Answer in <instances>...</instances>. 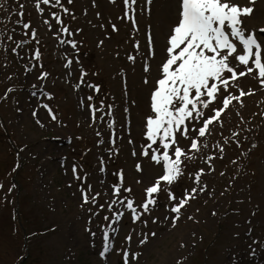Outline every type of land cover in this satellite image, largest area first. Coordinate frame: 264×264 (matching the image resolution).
Returning <instances> with one entry per match:
<instances>
[{"label": "rangeland", "instance_id": "obj_1", "mask_svg": "<svg viewBox=\"0 0 264 264\" xmlns=\"http://www.w3.org/2000/svg\"><path fill=\"white\" fill-rule=\"evenodd\" d=\"M0 3L9 10L23 4L20 18L37 32L33 39L28 30L15 24L17 17L11 11L7 19L0 11V20H4L0 24V97L8 87L16 89L0 100V264H118L121 255L117 249L138 253L139 264H232L233 258L236 264H264V87L245 76L240 78L239 87L232 89L234 95L241 88L250 94L232 102L224 115L223 130L207 138L208 148L188 164L185 175L173 186V192L182 195L195 186V172L205 168L201 185H206V192L189 200L175 226L171 221L174 214L163 208L168 201L162 194L161 207L152 213L157 223L145 216L147 226L139 221L133 224L126 214L114 249L104 260L98 254L102 248L98 226L107 224L104 216L111 218V214L105 207L89 223L88 208L98 209L91 204L81 207L80 187L86 189L91 184L93 193H101L99 204L106 205L112 198L111 186L120 182L114 173L123 170L124 186L132 189L129 198L139 201L159 174L160 166L140 152L147 143L145 118L150 114L157 65L164 56L169 25L175 20L174 0H152L150 6L136 0V27L125 16L124 0H73L71 5L62 0L70 12L65 14L59 8L51 11L60 14L72 36L59 32L61 25L55 21H51V30L42 23L49 18L48 5H41L45 12L40 13L35 0ZM240 3L244 5L246 0ZM252 6L254 12L247 23L264 27V0H254ZM9 32H14L17 42L21 37L28 41L23 50L18 49L19 55L9 50V46L15 47L6 39ZM149 33L155 55L148 58L151 70L146 73L143 65ZM69 39L77 42L78 51L60 42ZM37 49L41 52L39 61L33 59ZM68 60L73 63L66 68ZM26 68L31 71L26 73ZM41 71L49 75L37 81ZM81 71L87 73L84 83H80ZM78 83L80 87H74ZM32 84H42L52 98L39 92L32 97ZM88 84L99 85V92ZM88 96L96 106L103 101L95 121ZM42 104H48L54 113L61 111L55 121ZM233 132L239 133L240 147ZM66 138H70L68 144ZM217 145L225 149L223 158H216L209 168L205 161L216 156ZM101 158L103 173L99 171ZM136 163L141 164L142 172L137 171ZM73 165L81 177L87 174L83 181L74 178ZM165 215L169 219L165 220ZM88 228L96 232L95 238ZM129 233L133 239L126 241ZM143 234L149 235L141 245Z\"/></svg>", "mask_w": 264, "mask_h": 264}, {"label": "snow or ice", "instance_id": "obj_2", "mask_svg": "<svg viewBox=\"0 0 264 264\" xmlns=\"http://www.w3.org/2000/svg\"><path fill=\"white\" fill-rule=\"evenodd\" d=\"M73 0H67L71 5ZM175 3V20L169 25L166 46L162 50L163 59L157 65V77L154 78L153 89L150 92V114L145 118V137L147 143L142 146L140 155L155 162L160 166L159 174L149 182V186L144 189V195L139 201L135 197L129 198L132 193L131 187L124 186L123 170H119L114 175L118 176L119 183L111 186L110 201L105 204H99L98 197L100 192L93 193L91 184L85 189L80 187L81 207L84 205H97V211L88 208L91 213L89 223L92 217L99 215V210L105 209L111 214L104 216L107 224L99 225L102 235V248L99 256L106 260L107 256L114 248L116 235L119 233V224L122 218L129 214L131 222L136 224L139 221L147 226L148 219L153 224L157 223V217L152 216L156 208L161 207L160 196L167 195V203L163 205L166 213L171 215V221L175 226L179 219L181 210L185 208L189 200L195 199L200 193L206 192V185H201L202 176L205 168L198 169L193 177V186L190 190L185 189L182 195L173 192V186L185 175V171L190 162L197 160L204 149L208 148L207 138L214 137V134L224 128V115L227 114L233 101H239L241 97L250 94L242 88L238 95H234L233 88L239 87V80L242 77L250 76L255 79L261 87H264V27H250L247 23L251 18L254 8V0H246L242 5L240 0H174ZM125 16L131 21L133 27L137 26L135 16L136 0H124ZM144 4L150 6L152 0H144ZM41 5H48V17L42 20V23L52 29V22L61 25L59 32L67 33L69 36L74 35L68 27L63 26V20L53 8H59L63 13L70 12L65 7L62 0H35V7L40 13L45 9ZM24 5L20 4L16 8L9 10L4 3H0V11L5 13L7 19L9 11L17 18L15 24L20 25L22 30H28L33 39L36 38L37 32L30 22H24L20 17L23 16ZM142 6V11H143ZM150 13V7L148 8ZM131 13V14H130ZM99 15V14H97ZM75 19V17H72ZM4 20H0V24ZM103 27V25H100ZM113 30H117L113 25ZM80 29H76L79 32ZM6 39L13 41L15 47L9 46L11 53L19 55L18 49L23 50L28 43L23 37L18 42L14 40V32H9ZM39 43V41H36ZM62 44H70L73 49H77V42L74 39L61 40ZM135 47L140 48L137 41ZM146 59L143 70L150 72L148 58H154V42L151 33L148 35L147 51L144 53ZM41 52L37 49L34 51L33 59L39 61ZM128 59L135 62V57L129 55ZM73 63L68 60L64 65L69 68ZM76 63L79 64V57H76ZM31 69L26 68L25 72ZM49 75L46 71H41L36 79L43 81ZM70 75V73H69ZM86 72L81 71L80 83H84ZM11 80V76L5 77ZM80 83L74 87L79 88ZM144 83H148L147 77ZM87 87L99 92L100 86L88 84ZM32 97H36L39 92L41 95L51 99L50 93H46L42 84H32ZM16 91L14 87H8L5 95L0 100L6 99L9 93ZM88 108L91 110L93 120L96 119V113L102 111L103 101L99 106L91 103L92 96H88ZM83 105V100H81ZM40 107L47 109L51 119L55 121L56 115L48 104H42ZM111 114L112 105L108 106ZM20 109H17L19 111ZM127 111V109H125ZM33 116L36 112L33 111ZM103 117H101L102 119ZM40 124V121H36ZM43 126V125H41ZM111 127V125H109ZM99 136L100 134L97 133ZM236 137L238 147L239 133L233 132ZM186 141V143H183ZM114 143V141H113ZM131 143V141H129ZM227 143V141H225ZM218 151L216 156H208L205 165L209 168L216 158H223L225 149L217 145ZM136 155L135 152L132 153ZM235 162V161H233ZM137 171L142 172L141 164L136 165ZM74 178L83 181L84 177L77 174L76 165L72 166ZM99 171L105 172L104 161L101 158ZM191 175V174H189ZM224 175V173H221ZM103 183V181H101ZM137 183H140L138 180ZM128 193V195H124ZM223 195V193H221ZM119 205V208L116 206ZM123 209V210H121ZM215 215L216 213H212ZM165 220L169 215H165ZM189 219H192L189 216ZM89 234L95 238L96 232L91 228L86 229ZM111 233V235H110ZM155 232L151 235L155 236ZM149 234H143L139 239V244L147 242ZM133 239L129 233L126 241ZM93 247L95 246L93 242ZM183 246V245H182ZM121 255V261L118 264H139V254L134 253L131 249L116 250ZM232 264H236L233 258Z\"/></svg>", "mask_w": 264, "mask_h": 264}]
</instances>
